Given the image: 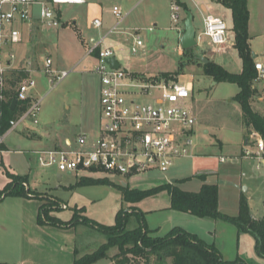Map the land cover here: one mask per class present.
Returning a JSON list of instances; mask_svg holds the SVG:
<instances>
[{
	"label": "rangeland",
	"instance_id": "1",
	"mask_svg": "<svg viewBox=\"0 0 264 264\" xmlns=\"http://www.w3.org/2000/svg\"><path fill=\"white\" fill-rule=\"evenodd\" d=\"M181 1L187 3L189 12L195 16L197 36L204 32L203 15L208 13H203L201 7L206 5L212 8L209 13L225 19L230 29L229 38L235 42L231 14L227 10H221L216 0ZM252 1L255 3H252L250 43L253 44V51L258 56L256 60H261L264 53V3L261 2L264 0ZM172 2L174 1L87 0L84 5L59 6L61 18L58 27L43 26L39 22L33 26L26 23L17 25L24 36V43L16 46L17 55H20L17 65L19 69L25 68L28 63L32 65L34 72L29 73L28 77L34 79L37 86L31 94L35 101L41 102V110L38 116L39 124L27 120L5 138L2 145L5 151H0V171L4 174L6 182L4 181L0 189L7 185V170L18 175H28L31 188L36 195H41L44 199H38L39 202L50 207L55 204L53 199L61 200V204H57L56 209L50 212L52 217L62 221H71L75 216L78 220L88 218L104 226L116 225L117 214L122 210L133 211L137 208L147 212L170 205L167 192L144 198L136 203H127L123 200L120 189L111 185L76 187L82 177L108 178L122 186L128 181L123 176L104 171H86L81 172L79 176L60 173L55 165L42 166L35 153L48 147L58 149L55 144H46V140L51 143L56 137L68 134L76 139L80 135H86L91 142L99 138L100 78L94 72L96 61L86 55L93 45L91 39L99 40L118 23V19L112 13L113 8L117 6L125 18L119 24L117 33L108 36L106 44L115 49L116 59L122 68L152 78L163 75L184 85L194 84L193 110L198 123L194 128V142L190 150L201 158L196 164L192 157L178 158L166 171L156 170L142 174L135 178L138 188L148 190L163 182L171 183V178L177 180L187 177L184 181H179V187L185 191L198 192L202 186L201 178L189 177L192 175L190 170L194 165L199 167L208 163L209 169L204 173L200 172V176H204L207 182L218 185L219 208L223 214L237 216L240 201L244 197L252 214L264 215V167L255 157H245L247 154L244 151L245 142L249 141V145H254L259 136L251 127L245 125L242 108L234 100L240 89L236 84L217 82L215 84L211 78L204 76L203 64L194 58L207 57L204 54L207 53L210 61L236 74L242 72L243 62L234 43L229 49L223 50L204 36L201 37L198 46L185 55L180 38L185 30L187 12L180 8L179 22L174 23L171 17ZM95 19L103 21L104 26L95 28L93 25ZM137 33L144 42V47L133 54L131 52L133 35ZM47 58L52 59L54 69L71 71L69 76L51 84L49 77L44 73ZM253 88L255 94L252 106L264 117V81H255ZM255 148L251 146L250 152L256 153ZM222 156L225 158L223 164L220 163ZM58 175L63 177L61 183L58 181ZM70 186L74 187L69 188ZM7 201L11 206L17 200ZM220 221L227 225L226 227L233 228L230 223ZM77 225L76 241L81 254L93 253L107 242V235L99 229L83 223ZM138 226L139 221L134 215L130 218L128 229H135ZM187 226L192 231L201 228L199 224ZM4 232L0 229V239L4 238L2 237ZM19 232L20 225L16 220L12 225L11 234ZM220 234L222 236L220 239L223 238V234L227 239L229 235L227 228ZM230 249V246L226 249V256H230ZM117 254H119L117 247L108 252L111 259ZM129 258L135 264L146 263V259L142 257L130 255ZM156 259L152 256L151 264H157ZM172 261L171 258H167L165 263L172 264ZM259 261L258 263L264 264V259Z\"/></svg>",
	"mask_w": 264,
	"mask_h": 264
},
{
	"label": "built area",
	"instance_id": "2",
	"mask_svg": "<svg viewBox=\"0 0 264 264\" xmlns=\"http://www.w3.org/2000/svg\"><path fill=\"white\" fill-rule=\"evenodd\" d=\"M86 3L87 0H0V114L2 103L8 100L11 91L12 73L34 72L30 63L24 69L16 66V46L24 39L17 25L39 22L43 26L58 27L59 6ZM171 9L172 20L178 23L180 7L172 2ZM112 13L118 23L99 40L92 39L93 45L86 55L96 61L94 72L100 78V136L91 142L86 135H81L75 145L38 152L39 163L44 167L55 165L60 173L104 171L117 176L138 177L156 170L166 171L175 159L191 155L194 128L198 123L193 110L194 84L184 85L163 75L152 78L132 73L121 65L115 69L109 59H116V51L106 41L108 36L117 33L125 16L117 6ZM93 25L99 29L104 23L95 19ZM203 25L204 32L200 36L196 34L198 44L204 36L213 45L226 49L230 29L225 19L208 14ZM133 37L131 52L136 54L144 47V42L138 33ZM255 69L258 72L256 81H264V53L261 60H256ZM44 73L54 84L66 79L71 71L54 69L52 59L47 58ZM36 86V81L31 77L23 79L16 86L15 99L18 103L29 102V106L24 113L11 120L6 134L14 132L27 120L39 124L41 102L35 101L31 94ZM3 139L2 136L0 146ZM255 143L256 153L246 151L247 157H255L264 167V140L259 135ZM220 160L225 162L224 157Z\"/></svg>",
	"mask_w": 264,
	"mask_h": 264
},
{
	"label": "trees",
	"instance_id": "3",
	"mask_svg": "<svg viewBox=\"0 0 264 264\" xmlns=\"http://www.w3.org/2000/svg\"><path fill=\"white\" fill-rule=\"evenodd\" d=\"M180 8L187 13L189 8L181 0H173ZM216 2L232 14L233 31L235 33V48L243 62V70L240 74L231 73L221 65L210 61L204 65V76L211 78L217 83L236 84L240 91L234 98L243 111L245 125L251 127L264 140V117L256 112L252 106V99L255 94L254 83L258 78V72L255 69L256 58L251 49L249 21L250 10L248 0H216ZM58 18H61V12L58 10ZM192 52L185 51V55ZM196 59V58H194ZM29 74L24 71H15L12 73L10 80L11 91L8 93V100L2 103L0 119V138L4 136L10 128V122L24 113L28 103L19 102L16 109L12 110V102L16 97L15 88L23 79H27ZM94 172V171H92ZM10 178V183L0 190V202L4 198L12 197H29L33 195L37 199H43L41 195H36L34 191L28 190L26 184L28 177L16 176L6 171ZM203 180L204 176H200ZM93 185H111L120 189L123 200L127 203H136L144 198L155 196L163 191H168L170 195V209L188 213L198 218H212L223 220L235 225L240 233L251 234L256 241V251L259 257L264 259V217L255 219L252 216L247 200L243 197L240 201L239 214L229 216L223 214L219 208L220 191L217 184H203L198 192H189L180 189L171 184L161 185L149 190H132L129 187L118 185L108 178L95 179L91 177H82L77 186ZM54 205L48 207L43 204L38 216L40 226L53 225L61 228L85 224L95 227L107 235V242L97 251L77 257L74 264H95L103 259H109L108 252L117 247L119 254L112 257L116 264H135L130 255L146 259L145 264H151V257L155 256L157 264H166L165 260L171 258L172 264H247L241 259L235 261H226L223 259L221 252L215 245H210L202 240L198 235L190 233L181 227L173 228L163 237H153L145 219V213L139 209L133 211H120L117 214L116 225L104 226L88 218L78 220L75 217L71 221H62L59 218L52 217L50 212L56 209L61 200L53 199ZM137 216L139 226L135 229H128V224L132 216ZM0 264H6L0 262Z\"/></svg>",
	"mask_w": 264,
	"mask_h": 264
},
{
	"label": "crops",
	"instance_id": "4",
	"mask_svg": "<svg viewBox=\"0 0 264 264\" xmlns=\"http://www.w3.org/2000/svg\"><path fill=\"white\" fill-rule=\"evenodd\" d=\"M252 3H255V1L248 0V7L250 10L249 34L251 33V29H252V15H253ZM261 3H264V1H262ZM217 5L221 8V10H225V11L227 10L231 14V11L225 8L224 6L218 3ZM201 11L203 13L212 14L209 13L210 11H212V8L206 5H202ZM206 15H203V20ZM232 43H234L235 45V42H232L229 38V43L226 46L227 48L223 50L229 49L232 46ZM250 44H251V49L253 51V44L252 43ZM213 53L215 52L213 51ZM204 54L209 58L207 53ZM19 59H20V55H18V60L16 63L17 67H18L17 64L19 62ZM10 134L11 133L6 134L4 136L3 142L5 138L8 137ZM256 135L259 136L258 133H256ZM76 141H77L76 138L68 134L65 136L56 137V139L51 143H49V141L46 140V144H53V145L55 144L58 146V149H64L67 147L68 144L75 145ZM2 145L3 143L0 146L1 152L5 151V149H2ZM255 145L256 143L254 145L251 144L249 145V141L248 142L246 141L245 142L246 148L244 149V151L245 152L250 151L251 146L255 147ZM58 149L48 147L45 150H58ZM40 151L43 150L35 151V153L38 155V152ZM187 157H192L194 159L195 164L196 162H198V159L201 158V156L195 155L193 154V152L191 153L190 156ZM220 163L223 164L221 160ZM208 169H209L208 163L205 164L204 166H199V167L194 165L190 170V173L192 175L189 177H200L201 173H204V171H207ZM0 170H1V166H0ZM197 171L199 172L197 173ZM10 173L16 176L24 177V175H18L12 172ZM68 174L72 175L77 173H68ZM79 174L80 173H78L77 175L79 176ZM26 177H28V183L26 184V188L28 190L33 191L29 183V176L26 175ZM135 178L137 177H125L128 183L125 184L124 186L129 187L132 190H142L138 188V184L135 182ZM171 179H172L171 183L163 182L156 187L167 184H171L179 187L180 184L179 181L182 182L184 181V179H187V177L177 179L175 180L176 181L175 183H172L173 178ZM5 180L6 179L4 174L1 173L0 171V186L4 185V183L6 182ZM10 181L11 180L8 176L7 185L10 183ZM58 181L60 183L63 181L62 175H58ZM201 181H202V186L205 183L211 184L207 182L206 179L203 180L201 178ZM7 185L5 184V186L0 190H3ZM72 187L74 186H70L69 188ZM163 192L168 193V191H163ZM9 199H14L17 201H15L16 203H12V205L10 206L7 203L8 202L7 200ZM42 205L43 202H39L38 199L35 198L33 195L29 197L9 196L4 198V200L0 202V206H2L0 207L1 208L0 229L5 231L4 235L2 236L4 238L0 239V262L6 264H74V261L77 257H82L88 254V253L84 254L85 252L81 254L80 250L78 249L77 241H76L77 238L76 228L78 225L71 226L68 228H61L53 225L40 226L38 224V216L40 214V208ZM63 205L66 206L65 203ZM219 205H220V199H219ZM143 213H145V219L149 229L153 231V233L151 234L153 237H163L167 235L173 228L181 227L186 231L189 232L191 231L193 234L198 235L206 243L210 245H215L216 248L221 252L223 259L226 261H235L237 259H241L245 261L247 264H260L258 262H260L259 260L262 258L258 257L259 255L257 254L256 251L255 238L249 233H240L238 228L231 223L230 224L233 225L232 229H230V227H226L227 225L222 223V221L220 220H215L212 218H198L188 213L172 210L170 209V205L164 208H159V209L156 208L154 210ZM252 216L255 219H260L264 217V215L256 216L254 214H252ZM16 220H18L19 222L20 232L17 234H11L12 225ZM192 224L194 225L199 224L201 226L200 230L192 231L190 228H188L187 225H192ZM226 228H227V234H229L228 238L225 239V236L223 234V238L220 239V237H222L220 233L226 231ZM7 236L8 237L10 236L11 238H8ZM229 246L231 247L230 249L231 253L230 256H226L225 251ZM254 252H256L257 255ZM95 264H116V263L111 258H109V259L100 260Z\"/></svg>",
	"mask_w": 264,
	"mask_h": 264
},
{
	"label": "water",
	"instance_id": "5",
	"mask_svg": "<svg viewBox=\"0 0 264 264\" xmlns=\"http://www.w3.org/2000/svg\"><path fill=\"white\" fill-rule=\"evenodd\" d=\"M196 34L197 33H196L195 26H194V16L191 12H188L187 13V19L185 21V30H184V33L182 34L181 38H180V43H181L184 51L194 49L195 47L198 46ZM256 57H257V55L254 54V58H256ZM196 59H198L204 65H207L210 63V59L208 57H205V56L197 57ZM109 63L115 69L120 68V63L114 58L109 59ZM215 84H216V82H215ZM17 105H18V100L15 99L12 102L11 109L15 110ZM175 182H176L175 180L172 181V183H175Z\"/></svg>",
	"mask_w": 264,
	"mask_h": 264
}]
</instances>
